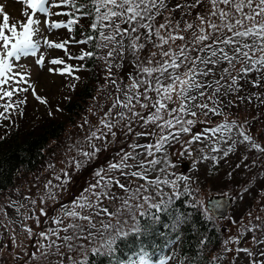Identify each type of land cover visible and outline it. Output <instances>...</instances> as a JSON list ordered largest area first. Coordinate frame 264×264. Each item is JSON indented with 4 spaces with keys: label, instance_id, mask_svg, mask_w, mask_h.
I'll use <instances>...</instances> for the list:
<instances>
[{
    "label": "trees",
    "instance_id": "16d2710c",
    "mask_svg": "<svg viewBox=\"0 0 264 264\" xmlns=\"http://www.w3.org/2000/svg\"><path fill=\"white\" fill-rule=\"evenodd\" d=\"M165 2L167 5L165 9L152 11L154 20L143 21L151 24V28H138L137 32L128 34L116 33L114 26H103L110 25V21L102 23L97 21L95 7L90 0H77L78 5H84L79 10L70 5L61 6L64 17L79 18V22L76 21L71 30L66 28L65 37L73 40L83 39L84 51L81 52V56L85 52H92L93 55L78 59L81 79L60 107L59 112L63 118L49 112L27 119L29 112L24 111L21 115L16 111L9 114V119H0V192L10 189L16 177L27 178L28 174L32 172L36 174L49 165V157L56 153L59 142L68 135V129L74 128L75 132L77 126L83 123L75 133L73 132L75 135L73 139L84 130L87 120L82 119L90 104L99 102L103 111L108 105L101 101L102 98L108 103H117L119 100L118 104L121 105L122 93L128 88L131 89L134 81L139 82L138 86L143 84V88L140 89L143 99L146 101L155 99L149 97V93L158 86L155 78L159 77L160 73L149 75L143 72L142 68H158L165 61L163 60L165 56L161 55L164 50L159 49V37L155 35L161 23L166 24L163 32L175 36L180 33V36L185 37L182 40V47L173 53L177 63L181 61L184 63L175 70L168 68L167 74L160 78V84L166 86L172 82L168 75L176 76L187 72L193 67V59L209 55L207 48L204 52L199 49L212 44V41L197 43L195 42L197 35L213 33L214 37L220 38L232 35L227 28L213 32L208 23L220 26L242 19L241 14L236 13L230 5L218 3L214 8L210 0H202L195 8L190 7L193 0H179L182 6H188L179 9L175 7L177 0ZM258 2L259 0H254L253 8ZM219 9L231 12L232 16L222 21L219 15H211L213 11ZM243 11L252 14V9L248 7ZM198 15H203L207 22L201 24L197 19ZM117 21L120 24L116 23ZM93 23L97 24L96 28L91 26ZM252 23H264V16H257L255 21L245 20L244 25L237 26L236 30L249 27ZM115 24L121 29L136 26V22L122 23L120 18L115 19ZM187 24H192L193 27L188 29ZM201 28L204 32H201ZM101 33L104 36L112 35L114 39L104 40ZM137 37H139L137 44L145 45L143 49L130 48L132 41ZM233 39L240 44L215 43L212 44V49L224 48L232 55L235 46H242L246 42L255 44L256 50L250 55L259 59L261 55L259 40L253 37ZM110 51L114 52L113 56H108ZM134 51L136 55H133ZM181 51L189 59L181 56ZM153 52L156 53L155 57L151 55ZM235 64L236 67L232 68L223 60L218 65L207 66L196 61L198 69L196 79L204 85L205 96L199 97L198 92L193 91L192 94L197 96L195 104L207 103L209 108H215L217 111L209 112L208 109L194 107L193 102L187 101L188 112L173 113L181 120L198 119L192 127L183 125L189 129L187 133L191 137L188 150L191 149L192 157L184 170L186 173L188 169L187 175H190L188 183L181 186L178 194L163 198L156 205H148L143 212L135 216L134 228L118 234L103 250H89L83 258L74 263L62 256L60 264H131L140 257L154 263L174 242L179 243L178 264L218 262L223 253L220 249L223 235L215 224V218L195 204L196 193L203 191L207 197L216 195L229 197L232 203L229 208L236 211L240 218L251 211L256 202L264 208V199L259 201L264 193V80L261 79L264 77V66L257 65L252 72L243 73L238 71L241 67L240 62L236 61ZM207 67H211L212 71L204 76L201 72ZM224 68H229L230 73H224ZM222 76L227 78L221 79ZM232 76L237 77V85H242L239 91H228ZM218 80L219 85L216 83ZM253 81L260 83L254 84ZM217 87L221 89L219 93L215 92ZM209 96L212 99H208ZM155 103L156 100L151 103L153 109H156ZM166 104L168 105L166 109H179L180 98H173ZM192 111L197 115L192 116ZM223 125L229 127H219L217 131H211ZM181 127L176 129L177 138L184 133L180 131ZM244 135L250 136L251 139L245 140ZM254 144L259 147H254ZM260 229L264 237V224H261Z\"/></svg>",
    "mask_w": 264,
    "mask_h": 264
},
{
    "label": "rangeland",
    "instance_id": "374dc122",
    "mask_svg": "<svg viewBox=\"0 0 264 264\" xmlns=\"http://www.w3.org/2000/svg\"><path fill=\"white\" fill-rule=\"evenodd\" d=\"M61 6L52 11L62 13ZM115 10L121 11L119 8ZM105 11L107 8L101 9V13ZM25 13L31 14V10L27 8L23 0H0V22L3 21L5 15H8L9 23L19 27L22 22H26ZM36 18L41 21L38 25L41 44L37 56L22 57L16 62L22 67L18 66L13 69V72H20L22 75L26 73L24 78L27 83L21 81L17 84L16 81L20 79L17 76L3 87L29 89L26 92L18 91L12 97L13 101H25L19 106L17 112H29L27 119L49 112L63 118L59 112L60 107L81 79L78 57L84 51V40L66 38V28L49 31L44 21L66 23L68 19L63 15L45 17L43 14H38ZM76 21L79 22V18ZM116 23L120 24L118 21ZM157 29L160 32L159 49L173 54L182 47V40L169 39V34L163 32L164 28L158 27ZM161 36L167 40V43L161 42ZM176 36H180V33ZM44 38H48L53 43L66 42L67 54L63 49L54 50L50 54V50L43 43ZM41 53L45 56V64L38 65L36 60ZM171 54L163 57V60L171 61ZM53 58L63 59L65 64L72 65L73 74L48 71V68L63 67V65L48 63ZM185 73L186 71L178 76L184 79ZM30 85L35 86V89L29 87ZM141 88L143 84L136 88L126 89L122 93L121 105L115 102L108 103L105 98H102L101 101L108 105L104 111L99 102L90 104L82 119V121L87 120L84 130L73 139L74 133L83 123L77 126L75 132L74 128H69L68 135L59 142L56 153L49 157V165L36 174L34 172L28 174L27 178L16 177L10 189L0 192V264H58L62 256L74 263L83 258L89 250H103L106 244L118 234L132 230L135 216L138 213L143 212L148 205H156L163 198L178 194L181 186L188 183V180L177 179V177H190L187 175L188 169L186 173L184 170L192 157L191 149L188 150L191 137L184 132L181 137L177 138L176 129L185 124L192 127L198 119H189L194 121L191 125L186 123L187 120H181L180 124L173 122L171 127H167L164 121L171 120L177 114L171 113V115L169 108L161 110L159 113L161 119L145 123L148 116L156 111L151 107L152 101L160 100L163 92L161 89L158 94L155 90L157 87H155L152 93H149V97L155 99L146 101L141 97ZM176 88L178 91V81ZM33 90L46 99L47 103L37 100L32 94ZM129 98H131V103H129ZM173 98L177 96L173 95ZM4 102L0 101V103ZM162 102L167 103L168 101ZM124 104H128V107H124ZM141 105H147V107ZM148 108L150 110H147ZM196 129L197 127L194 130ZM92 133H96V136L93 137ZM161 137H167L162 145ZM92 145H95V148ZM157 145H161L159 150H157ZM89 151H94L96 155L88 163H83L86 157L82 153ZM153 160L159 163H149ZM122 161L131 167L109 169L110 164H121ZM78 163L81 164L79 169L76 167ZM97 172H100V177L96 175ZM132 172H143L147 179L143 176L134 177L131 175ZM65 179H68L67 183H63ZM109 180H111V186L106 189L104 185ZM117 180L125 184L127 191L119 188L116 184ZM150 180H158L159 183L152 184ZM165 180L169 182L164 183ZM137 189L140 191L133 198L132 193ZM97 191L101 193L111 191L112 195H101L97 199L94 195ZM82 196L88 197L87 203L92 204L91 208L79 206L84 203L81 200ZM144 197L148 199L145 200ZM207 198L203 191H198L194 201L197 206L210 214L205 208ZM263 199L264 193L259 201ZM124 200L128 201L127 206H124ZM104 207L115 214L103 213ZM253 207L241 218L231 208L224 217L215 218V224L223 235V242L220 245L223 253L216 264H253L254 261L257 264H264V256H261L264 252V237L260 232V226L264 224V208L258 202ZM71 211H76L80 215L72 217L66 214ZM97 213L100 214L97 215ZM84 215L92 217L91 223L96 225L95 228L89 227V222L80 218ZM105 223L110 227L105 229L103 227ZM69 224H79L82 231L70 228L65 231ZM89 232L92 233L91 237H89ZM66 235H71L73 239L65 242L63 237ZM53 241L55 245L52 244ZM68 243H71V249L68 248ZM178 244L177 242L172 243L161 258L154 263L140 257L131 264H159L160 261H164V264H178ZM57 245L59 252H57ZM241 248H247L252 256L238 252L237 250Z\"/></svg>",
    "mask_w": 264,
    "mask_h": 264
},
{
    "label": "snow or ice",
    "instance_id": "6c2138e0",
    "mask_svg": "<svg viewBox=\"0 0 264 264\" xmlns=\"http://www.w3.org/2000/svg\"><path fill=\"white\" fill-rule=\"evenodd\" d=\"M24 3H26L27 8L31 10V14L25 13L27 16L26 22H22L20 26L18 27L16 24H10L9 23V16L5 15L3 17V21L0 22V101H5L4 103H0V109H3V111H0V119L7 120L10 118V113H14L19 109V106L23 103H25L24 100L19 101H13L12 97L16 92H26L29 89L28 88H6L3 87L5 85H8L11 80H13L14 77H19L20 79L16 81L17 84H19L21 81L27 83L25 80V74H21L20 72H13L14 67H22L20 65H17L16 62L20 61L22 57H29V56H37L38 49L40 48L41 40L39 39V32L40 29L38 25L41 23L39 19L36 18L38 14H43V16H51V15H62L63 13L53 12L52 9H55L59 7L60 5H70L73 8H77L79 10L80 8H83L84 5L77 4V0H23ZM91 4L95 7V12L97 14L96 19L97 21H110V25H103L104 27L114 26L116 33L123 32L125 34H128L129 32L135 33L137 32L138 28H151V24L143 23L145 19L147 20H154L155 17L151 15L153 10L158 9H165L167 7L165 0H90ZM202 0H193V3L190 5L191 8H195L197 4H200ZM213 7L216 8L218 3H222L225 5H230L231 8L235 10L236 13H240L242 16V19H236L234 23H224L220 26L214 24V23H208V27H210L213 32L221 31L223 28H227L229 32L232 33L231 36H228L227 38H220V37H214L213 33H206L197 35L195 37V42H204V41H212V44L215 43H221L224 45H239L240 42L237 40H234L233 37H253L255 40L260 41V47L259 52L261 53L259 59H255L250 55L252 51H255V44H249V43H243L242 46H235L233 50V54L229 55L224 48H219L218 50L212 49V44H207L205 47H201L199 51L204 52L205 48L208 49L209 55L207 57H199L197 56L195 59L192 60L193 67L190 68L185 74V78L181 79L180 76H171L168 75V79L172 80L171 83H168L166 86L160 84V78L164 77L167 74L168 68L172 69H178L184 61H181L180 63H177L176 56L174 54H171L170 52H162L161 55L163 56H170L171 54V62L168 60H165L160 67L158 68H142V71L145 73H148L151 75L152 73H160L159 77H156L157 82V88L155 89L157 93L159 94L163 92V95L160 100H157L155 103L156 111L148 116V121L155 122L159 119H161L159 113L161 110L168 108V105L162 101H172L173 95L180 98V105L179 109L171 108L169 109V113H175L177 111L179 112H188L189 108L186 104L187 101L193 102L194 107H198L201 109H208L209 112L215 113L217 110L215 108H209V105L207 103H201V104H195V101L197 100V96L193 95L192 92L196 91L198 92L199 97H204L205 92L203 90L204 85H202L200 82L196 79L197 74V67H196V61H199L202 64L207 65H218L221 60L227 61L232 68L236 67L235 62L239 61L241 64V67L238 69V71L243 73H250L252 72L253 68H256L257 65L264 66V23H252L249 27H242L241 30H236L237 26H243L245 20L249 21H255V18L257 16H264V0H259V2L255 5L253 8V2L254 0H210ZM112 6V7H109ZM177 9L181 7H188L187 5H183L177 0V3L175 5ZM245 7H248L252 9V14L249 15L247 13H244L243 9ZM107 8V11L101 13V9ZM119 8L121 11H116L115 9ZM84 15H87V13H84ZM211 15H219L220 19L222 21L228 20L229 17L232 16V13L229 11H224L223 9H219L218 11H213ZM120 18L122 23H128L131 24L132 22H136V26L125 29H121L119 25L115 24V19ZM197 19L200 21L201 24L206 23L205 17L203 15H198ZM45 24H47L49 31L53 29H60V28H68L69 30L72 29V26L76 24V19H68L67 22H49L48 20L44 21ZM93 28L97 27L96 23H93L91 25ZM166 27V24L161 23L159 25L160 29H163ZM193 27L192 24H187V28L191 29ZM201 32H204V29L201 28ZM102 39L111 41L114 39V36H104L103 33H101ZM155 35L160 36V32L157 29ZM139 37H137L135 40L132 41L130 48L132 49H143L145 47L144 44H137V40ZM162 43H167V40L164 37H160ZM169 39L175 40L185 39L184 36H175V35H169ZM44 45L50 50V54L54 50H65L67 54V49L65 48L66 42L61 43H53L48 38H44L43 40ZM244 49H248V51H244ZM219 53V55H218ZM92 52H85L82 54V56L78 57L79 59H83L85 56L90 57L92 56ZM114 52L110 51L108 53V56H113ZM120 55L122 56L123 53L121 52ZM133 55H136L135 51L133 52ZM153 57H155L156 53L153 52L151 54ZM181 56H185V59H189L185 55L183 51L180 52ZM138 59V57H137ZM151 62V61H150ZM36 63L38 65L45 64V56L43 53L39 55V57L36 60ZM51 65H63L62 68H48V71H57L61 74H69L72 75L74 72L73 66L69 64H65L63 59L53 58L50 61H48ZM250 65V66H249ZM212 71L211 67H207L206 70H203L201 72L202 75L207 76ZM259 71V69H257ZM223 72L228 74L230 73L229 68H224ZM11 74V75H10ZM76 79H79V77H75ZM227 77L222 76L221 79H225ZM231 78V85L228 86V91H239L240 87L242 85H237V77H230ZM264 80V77L261 78ZM179 82V90L177 91L176 88V82ZM139 82L134 81L131 85L132 88H136L138 86ZM217 85H219L220 81H216ZM254 84L260 83V81H253ZM236 87H233V86ZM74 86V85H73ZM29 87L35 89V86L30 85ZM221 91L220 87H217L215 89L216 93H219ZM37 100H39L41 103H47L46 99L42 98L37 94L35 90H33L32 93ZM208 99H212L211 96L208 97ZM117 103H120L118 100ZM129 103H131V98H129ZM142 107H147V105H141ZM124 107H128V104H124ZM23 115V113H20ZM207 115V113H205ZM135 115V114H134ZM192 116H196L197 113L195 111L191 112ZM123 117V114H121ZM173 122L176 124L181 123V119L178 116H173L171 120H165L164 124L167 127H171ZM101 123H104V121H101ZM186 123L188 125H191L194 123L193 120H187ZM235 123V122H233ZM219 127H229L228 125L218 126L217 129H212L211 131H217ZM180 131L187 132L189 131L188 128L181 127ZM92 136L95 137L96 133H92ZM199 137H193V139H198ZM161 145L163 142H166L167 137H161ZM245 140H250L251 137L244 135ZM161 145H157V150L160 149ZM254 147H259V145H253ZM93 148H95V145H92ZM135 147V145H134ZM227 154V153H226ZM86 157L85 161L83 163H88L89 160H91L96 153L94 151L84 152L82 153ZM130 155V154H129ZM126 159V157H125ZM151 164H157L159 161L153 160L150 161ZM77 169L81 167V164L78 163L76 165ZM119 167H131L130 165H127L121 162V164H110L109 169H116ZM141 167H143L141 165ZM103 170H101L102 172ZM96 175L100 177V172H97ZM132 176H143V178L147 179V176L143 172H132ZM57 179H60V177H57ZM177 179H184L188 180L189 177H177ZM101 180H103V177H101ZM68 179H65L63 183H67ZM152 184L159 183L158 180H150L149 181ZM169 181L165 180L164 183H168ZM175 186V182H172ZM116 184L119 186V188L124 189L127 191V188L124 183H121L120 181H116ZM111 186V180H109L107 183H105L104 187L106 189L110 188ZM99 187V185H97ZM91 191V189L89 190ZM140 189H137L136 192L132 193L133 198L139 193ZM97 199L100 198L101 195L104 196H111V191H104L101 193L100 191H97L94 193ZM145 200L148 199V197H144ZM81 200L84 201V203H81L79 206L81 208H91L92 204L87 203L88 197L82 196ZM124 206L128 205V201L124 200ZM119 211V210H117ZM102 212L107 215H114L115 213H112L109 211L107 207H104L102 209ZM69 216L76 217L79 216L80 213L76 211H71L66 213ZM100 213H97L99 215ZM84 221L89 222V227L95 228L96 225L91 223L92 217L89 215H84L80 217ZM103 227L105 229L109 228V224H103ZM80 229L82 231V228L79 224H69L68 228L65 229L67 231L68 229ZM92 236V233L89 232V237ZM65 242H69L73 239L71 235H66L63 237ZM227 243V241H225ZM53 245H55V241L52 242ZM51 247V245L49 246ZM57 252H59V246L57 245ZM72 245L71 243H68V248L71 249ZM238 252H244L247 253L249 256H252V253L247 248H241L237 250ZM43 255V253H41ZM261 256H264V252L261 253ZM159 264H164V261H160ZM253 264H257L256 261L253 262Z\"/></svg>",
    "mask_w": 264,
    "mask_h": 264
},
{
    "label": "water",
    "instance_id": "95a60500",
    "mask_svg": "<svg viewBox=\"0 0 264 264\" xmlns=\"http://www.w3.org/2000/svg\"><path fill=\"white\" fill-rule=\"evenodd\" d=\"M230 198L225 195L209 196L205 201V208L214 218H222L228 212Z\"/></svg>",
    "mask_w": 264,
    "mask_h": 264
}]
</instances>
